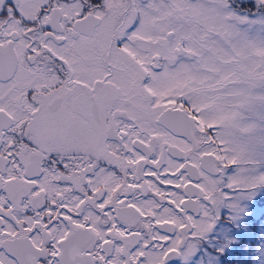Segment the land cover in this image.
<instances>
[{"label":"snow or ice","instance_id":"6c2138e0","mask_svg":"<svg viewBox=\"0 0 264 264\" xmlns=\"http://www.w3.org/2000/svg\"><path fill=\"white\" fill-rule=\"evenodd\" d=\"M257 211L264 0H0V264H264Z\"/></svg>","mask_w":264,"mask_h":264},{"label":"flooded vegetation","instance_id":"af4514ba","mask_svg":"<svg viewBox=\"0 0 264 264\" xmlns=\"http://www.w3.org/2000/svg\"><path fill=\"white\" fill-rule=\"evenodd\" d=\"M254 222H256L258 224V229L261 228V216H260V213L259 211H257L256 215H255V219H254Z\"/></svg>","mask_w":264,"mask_h":264},{"label":"rangeland","instance_id":"374dc122","mask_svg":"<svg viewBox=\"0 0 264 264\" xmlns=\"http://www.w3.org/2000/svg\"><path fill=\"white\" fill-rule=\"evenodd\" d=\"M254 219H255V218H254ZM261 221H262V222H261V228H260V229H264V219L261 218ZM257 227H258V224H257ZM237 259H238V260H241V259L246 260V259H247V256H245V257H243V258H241V257L238 256Z\"/></svg>","mask_w":264,"mask_h":264}]
</instances>
